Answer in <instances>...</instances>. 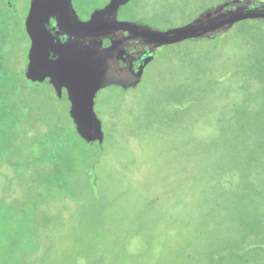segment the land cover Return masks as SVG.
I'll return each mask as SVG.
<instances>
[{
	"label": "rangeland",
	"instance_id": "rangeland-1",
	"mask_svg": "<svg viewBox=\"0 0 264 264\" xmlns=\"http://www.w3.org/2000/svg\"><path fill=\"white\" fill-rule=\"evenodd\" d=\"M224 1L131 0L121 17L165 30ZM251 22L264 29V22ZM22 23L0 7V157L9 154L6 148L19 150L18 173L0 164L6 214L0 215V264L40 262L46 247L54 255L45 264H264L261 256L234 262L227 254L255 219L245 204L247 172L233 153L231 109L245 97L235 83L264 84V68L234 72L228 65L248 50L223 43L208 49L204 39L158 47L136 64L142 79L135 88L96 94L105 135L100 147L75 133L65 96L27 78ZM241 23L229 32L234 38ZM184 52H193L192 59L181 58ZM190 72L199 82L189 80ZM260 97L253 100L264 108ZM24 105L53 127L21 135L28 124L19 111ZM19 211L34 215H22L11 231Z\"/></svg>",
	"mask_w": 264,
	"mask_h": 264
},
{
	"label": "water",
	"instance_id": "water-1",
	"mask_svg": "<svg viewBox=\"0 0 264 264\" xmlns=\"http://www.w3.org/2000/svg\"><path fill=\"white\" fill-rule=\"evenodd\" d=\"M127 1L110 0L87 22H80L73 14L71 0H31L26 19L31 39L26 76L38 83L49 79L58 97L65 89L75 132L87 144H102L105 139L94 111L96 94L113 85L126 90L141 80L137 74L130 81L132 74L120 69L112 51L101 47L102 39L117 40V48L132 49L131 54L138 59L161 46L217 38L238 23L264 20V1L229 0L205 9L185 24L159 30L140 22L118 21L117 12ZM65 36L73 41L63 44L60 38ZM87 40L89 51L80 50L79 45Z\"/></svg>",
	"mask_w": 264,
	"mask_h": 264
},
{
	"label": "trees",
	"instance_id": "trees-1",
	"mask_svg": "<svg viewBox=\"0 0 264 264\" xmlns=\"http://www.w3.org/2000/svg\"><path fill=\"white\" fill-rule=\"evenodd\" d=\"M258 21L264 22V20ZM237 32L238 35L235 38L232 33H228L217 38L206 39L202 42H206L207 44L209 43V45L211 44L208 49H216L218 45L223 43L238 48L239 50H248L245 54H243L242 61L234 60L232 61L233 65L228 61L229 67H231L234 72H241L243 69L246 70L249 67L250 69L264 68V29L256 27L255 24H252L251 21H245L240 24ZM190 41L201 42L200 40ZM191 55H194V53L184 52L180 54L181 58L190 57L192 59ZM162 57L167 58L168 56L167 54H164ZM226 67L227 64L224 65V68ZM9 74L11 76H15V73ZM189 74H193L191 76H188V78H191L189 79L190 81L194 80L196 82H199L197 76L198 73L190 72ZM194 74L196 78H193ZM239 84V86L237 87V83H235V90L238 94H244L245 97L242 98L239 103H236L234 101V104L232 103L233 105L231 113L233 118L232 120L235 125L233 131V153L238 161H242V164H240V166L242 168H245L247 172L245 184L248 188L247 190L249 191V194L247 196L248 199L245 201V204L248 205L250 209H254L255 219L249 223L248 230L245 236L240 239V241L227 246V254L234 262H249L252 256H261L264 261V194H260L258 192V189L264 190V108H261L263 106H260L259 103L257 104V101L253 100L264 94V92L262 91L264 90V88L262 87L264 86V84L260 82H254L248 83L247 85V83H245L244 81L243 83L240 82ZM253 84L254 91H251ZM256 89L260 90L261 92L256 91ZM170 95L171 100H179L180 98L178 95H174L172 93ZM260 98L264 99V96H261ZM249 102H255L256 104L252 105ZM20 108L21 110L19 111L21 113V117L26 114L25 117H27L28 121V124L26 126L27 128L21 133V135H23L24 137H29L31 133L35 131L36 127L37 129L38 127H44V130H46V127H53V123L48 122L45 118H43L37 108L31 110V108L26 105H24L23 107L20 106ZM23 111H27V113H24ZM0 116H2V113H0ZM73 129L75 131L74 125ZM44 130H42L43 132L41 131L42 134H44ZM13 136L14 138H17L18 134H13ZM51 141L54 140L52 139ZM238 143L243 146L242 149L238 148ZM102 144H99L100 147ZM7 149L9 151V154L0 157V164H5L15 170L16 173H18V170L17 168H15V166H17V162L19 160L14 156V154L19 153V150L6 148L4 153L7 152ZM65 159L66 158L64 157H60L59 161H63ZM236 164L237 163L233 164L235 168L237 166ZM259 178H262L263 180L260 182ZM24 207L26 208L27 205ZM0 215L2 217H6L5 211L0 212ZM22 215L30 217L34 214L33 212L28 211L17 212L16 217L14 218V221H16L15 224H10L11 231L15 230L17 224L24 222L22 220ZM42 216L44 215L41 214V217ZM42 218H44L45 220L47 219V217ZM28 229L29 227L26 226L25 235H28ZM1 240L2 239L0 238V242ZM44 252V256L41 257L42 260H39L40 262L33 260L31 262L25 261V263H48L46 262L48 255L51 258L53 257L54 253H52V250H50V248L48 247H46V250H44ZM32 257L34 258L35 256L32 254Z\"/></svg>",
	"mask_w": 264,
	"mask_h": 264
},
{
	"label": "flooded vegetation",
	"instance_id": "flooded-vegetation-1",
	"mask_svg": "<svg viewBox=\"0 0 264 264\" xmlns=\"http://www.w3.org/2000/svg\"><path fill=\"white\" fill-rule=\"evenodd\" d=\"M12 1H13V3H11ZM130 1L131 0H128L124 5H122L119 8L117 15H116V19L118 21H132V22H140L142 24H149L148 22L140 20V19L122 18L121 17L122 8L125 7ZM109 2H110V0H71V5H72V11H73L74 16L80 22H87L91 18L92 14L94 12L102 10L103 8H105L109 4ZM2 6L9 8V10L12 13L17 14L18 16L21 17L22 22H23L22 26H23L24 34L26 36L25 38H26V41L28 42V48H29L31 46V39L27 33L26 19H27V16L29 14V11H30L31 0H0V7H2ZM60 39H62L63 44H68L71 42V40L73 38L71 39V38L65 36V37H62ZM56 41H57V39H56ZM100 45L103 49L108 50L107 52H111V51L113 52L112 55L114 54V56H115V58L119 64L120 69L129 70L130 74H132L130 81L137 74H140L141 79H142V73L137 70L136 64L138 62H140V60H142L144 57H147L148 55H151L152 53L155 52V51L154 52L147 51V52H145V54H143V56H141L140 58L137 59L131 54L132 49L122 50L120 48H117V40H114V39L111 40L109 38H105V39H102L100 41ZM79 46H80V50L85 51V52L89 51V49L91 48V44H90L89 40L82 42L81 45H79ZM112 46H115L114 50H113ZM27 68H28V64H27ZM44 82H47L54 89L53 85L49 82V79H46ZM139 82L137 83V85L139 84ZM35 83H38V82H35ZM110 87L119 88L121 90H124L123 87L117 86V85L109 86L106 88H110ZM135 87H130L126 90H129V89H132ZM126 90H124V91H126ZM64 96L66 97V100L68 101L65 89H63L62 95L60 96V98H63Z\"/></svg>",
	"mask_w": 264,
	"mask_h": 264
}]
</instances>
